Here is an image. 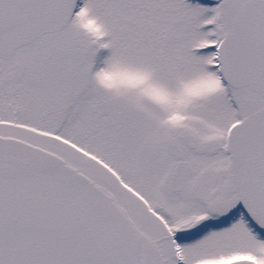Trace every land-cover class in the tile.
Returning a JSON list of instances; mask_svg holds the SVG:
<instances>
[{
    "label": "snow or ice",
    "instance_id": "snow-or-ice-1",
    "mask_svg": "<svg viewBox=\"0 0 264 264\" xmlns=\"http://www.w3.org/2000/svg\"><path fill=\"white\" fill-rule=\"evenodd\" d=\"M0 264H264V0H0Z\"/></svg>",
    "mask_w": 264,
    "mask_h": 264
}]
</instances>
